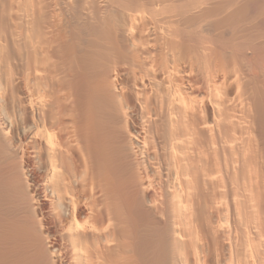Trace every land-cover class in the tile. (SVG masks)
Segmentation results:
<instances>
[{"label":"bare ground","instance_id":"1","mask_svg":"<svg viewBox=\"0 0 264 264\" xmlns=\"http://www.w3.org/2000/svg\"><path fill=\"white\" fill-rule=\"evenodd\" d=\"M0 264H264V0H0Z\"/></svg>","mask_w":264,"mask_h":264}]
</instances>
